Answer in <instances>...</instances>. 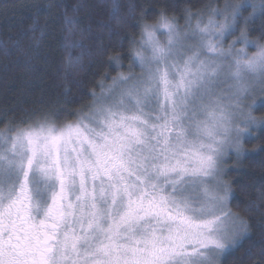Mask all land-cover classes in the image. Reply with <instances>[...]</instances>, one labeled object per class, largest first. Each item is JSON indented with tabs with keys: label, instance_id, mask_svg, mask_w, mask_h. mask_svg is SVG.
Instances as JSON below:
<instances>
[{
	"label": "snow or ice",
	"instance_id": "obj_1",
	"mask_svg": "<svg viewBox=\"0 0 264 264\" xmlns=\"http://www.w3.org/2000/svg\"><path fill=\"white\" fill-rule=\"evenodd\" d=\"M257 16L264 0L187 10L183 25L162 12L132 39L128 72L100 82L74 121L5 122L0 264H221L250 231L223 176L264 127L247 103L264 92Z\"/></svg>",
	"mask_w": 264,
	"mask_h": 264
},
{
	"label": "trees",
	"instance_id": "obj_2",
	"mask_svg": "<svg viewBox=\"0 0 264 264\" xmlns=\"http://www.w3.org/2000/svg\"><path fill=\"white\" fill-rule=\"evenodd\" d=\"M224 2L0 0V128L7 121L36 120L44 114L74 121L93 103L92 93L100 95V82L108 84L118 71L128 72L131 41L139 37L142 24L154 23L164 12L183 25L187 10L205 12ZM114 6L119 7L117 18ZM65 17L76 23L66 24ZM247 27L249 39L264 43V18L257 16ZM116 55L124 57L120 69L110 61ZM133 71L139 73L138 68ZM248 104L254 105L257 119H264V92ZM243 147L245 156H230L224 180L234 193L232 211L248 221L250 231L222 256L221 264H264V127L254 130Z\"/></svg>",
	"mask_w": 264,
	"mask_h": 264
},
{
	"label": "rangeland",
	"instance_id": "obj_3",
	"mask_svg": "<svg viewBox=\"0 0 264 264\" xmlns=\"http://www.w3.org/2000/svg\"><path fill=\"white\" fill-rule=\"evenodd\" d=\"M236 35H239V34L237 33ZM227 39H228V40L226 41L225 46H227L228 43H231L232 39H235V37L232 36V37H228ZM254 51H255V48H249V52H250V53H251V52H254ZM224 87L226 88L227 86L224 85ZM260 87H261V86H260L259 84L255 85L254 90L251 92V95L249 96V99L247 100V103H248V102H251L252 100H254V98H256V97L261 93V91H260ZM230 156H233V157L236 158L235 154H230V155L226 158V163L224 164L225 171H226V169L228 168V160H229ZM224 175H225V173H224ZM223 179H224V176H223ZM224 181H225V180H224ZM221 258H222V257H221Z\"/></svg>",
	"mask_w": 264,
	"mask_h": 264
}]
</instances>
